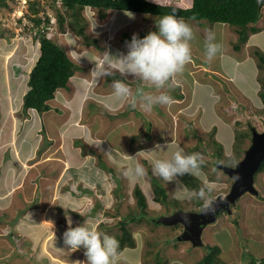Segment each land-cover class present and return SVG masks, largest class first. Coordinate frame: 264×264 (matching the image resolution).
I'll return each mask as SVG.
<instances>
[{"label":"rangeland","instance_id":"rangeland-1","mask_svg":"<svg viewBox=\"0 0 264 264\" xmlns=\"http://www.w3.org/2000/svg\"><path fill=\"white\" fill-rule=\"evenodd\" d=\"M39 1L52 20L45 29L47 34L79 67L67 87L56 90L50 110L44 114L32 109L24 113L26 81L40 53L35 34L38 27L32 28L33 23L26 16L30 11L28 0H7V6H0L3 33L0 37V264H84L87 260L84 250L68 249L61 228L54 225L47 236L46 226L54 223L52 217L58 210L67 217L65 221L75 220L72 227L87 221L101 233L114 237L119 223L128 220L138 246L119 253L117 264H157L152 251L161 259H168L166 264H197L208 252V245L220 247V264H260V261L264 264V167L255 174L257 195L247 191L236 198L231 211L223 207L216 211L215 205L210 219V212L206 211L200 220L189 219L187 228L191 232L187 238L183 237L185 225L181 228L162 219H171L185 211L199 213L204 201L178 198L176 181H163L151 171L154 159L170 158L178 148L185 153H190L189 149L192 153L201 152L205 161L201 183L212 188L209 193L212 202L218 197L224 200L230 194L235 178L217 164L235 167L252 144L253 130H264V97L260 94L264 90V66H260L255 56L257 49L264 51V8L257 23L262 29L242 43L239 50L234 48L240 43L239 35L229 24L182 18L192 25L195 37L190 41L191 62L184 69L197 79L193 82L192 78L184 77L179 81L175 76L174 83L162 90L180 101L157 105L151 112H145L139 102L136 108L128 100L116 105L119 101L108 93L112 92L109 77L96 83L90 73L110 44L121 48L124 45L126 49L122 53H126V42L133 33L142 37V33L156 30L160 16L132 11L135 14L128 18L125 15H131L127 12L130 10L101 11L92 6L82 10L86 21L82 35L69 26L68 15H65V28L59 27L52 0ZM167 2L162 0V4L176 3ZM101 12L105 15L101 16ZM209 30L216 33V39L223 45L221 54L211 61L205 57L203 47ZM124 33L129 37L126 41H122ZM246 54L245 59L236 58ZM200 64L209 69H198ZM204 74L210 80V86H205L213 89L218 84L219 93L210 91L211 97L209 94L204 97ZM188 75L191 74H185ZM118 78L123 77L118 74ZM126 78L135 91L140 82L132 80L130 74ZM146 87L148 91H156ZM180 92L184 96L176 97ZM83 128L85 135H77ZM238 131L244 133L242 138H237ZM46 139L52 141L38 154L39 145ZM83 158H88L85 165ZM93 158L112 169L110 172L96 163L101 170L97 168L88 179L96 196L76 194L65 188L70 182L76 186L80 177L83 180V174L93 169L89 168L92 163L89 160ZM137 162L145 166L146 175L135 180L125 177L123 170ZM151 177L167 187L168 198L173 201L164 204L155 199ZM137 186L147 197L148 215L144 216L152 222L160 221L157 225L129 220V212L137 210L134 193ZM96 213L98 218L103 217L102 222L94 220ZM130 252L141 259L135 262L131 258L129 262L126 257ZM43 253L50 259L37 262L36 259L44 257ZM148 259L150 263L145 262Z\"/></svg>","mask_w":264,"mask_h":264},{"label":"trees","instance_id":"trees-1","mask_svg":"<svg viewBox=\"0 0 264 264\" xmlns=\"http://www.w3.org/2000/svg\"><path fill=\"white\" fill-rule=\"evenodd\" d=\"M190 6H180L176 4H162L152 0H52L51 5L56 10V16L58 18V24L61 29L65 28V22L67 20L65 15H68L69 26L75 29L79 34L85 35V17L82 14V10L85 6H93L101 11L106 10H130L140 13L153 14L155 16H162L164 14L172 13L175 10V14L179 18H189L197 21L207 20L212 23L218 22L223 24H229L234 27L238 33V39L240 43H236L234 48L239 50L242 43H247L250 35L262 29L257 26V23L262 17V0H190ZM57 3V4H56ZM7 0H0V6H7ZM28 8L30 11L26 13V16L33 23L32 28L36 29V40L39 42L40 53L37 60L29 72L28 79L26 81V91L23 95V111L28 113L29 110H36L40 114L50 110V100L55 98L56 90L59 88H66L70 78L78 70V64L69 56L67 51L52 39L45 30L48 28V24L51 20L50 16L46 15L45 8L42 7L39 0H28ZM65 10V14L63 13ZM42 11V15H39ZM105 12H101V16H104ZM52 21V20H51ZM44 24L43 26L41 24ZM26 25V24H25ZM30 27V26H29ZM146 34L142 33L141 36ZM3 33L0 31V37ZM128 34L124 33L122 41L128 40ZM96 42V40H94ZM255 56L260 60V66H264V51L257 49ZM190 63V62H188ZM181 73V72H180ZM177 73L175 76L181 81V74ZM170 83H174V79ZM116 77H109L111 81ZM148 86V85H146ZM149 87V86H148ZM179 89V87H178ZM264 97V90L260 92ZM184 96L183 93L176 95V97ZM241 121H238L240 123ZM44 131V130H43ZM77 135H85L83 130H78ZM237 138H242L244 133L238 131ZM30 137V136H29ZM237 140V139H236ZM52 140L46 139L42 145H39L38 154H42L45 151V146L51 143ZM34 142V141H33ZM235 144L238 145L237 141ZM217 145H220L217 142ZM221 146V145H220ZM235 147V146H234ZM218 149L222 150V147L218 146ZM193 150L189 149L192 153ZM219 151V150H218ZM221 152V151H220ZM27 157V156H26ZM98 157V156H97ZM26 159V158H25ZM17 160V159H16ZM21 160V159H20ZM29 160V159H28ZM98 165L103 166L106 170L112 172L110 166L102 162L100 159L96 162ZM227 163V162H226ZM228 164V163H227ZM264 167V159L262 160L260 167L256 173ZM109 172V173H110ZM203 173L200 176H192L185 174L180 179L190 189H199L205 186L201 183L204 180ZM255 173V174H256ZM153 189L155 193V199L167 204L173 199L168 198L167 187L162 184L158 178L151 177ZM70 189L73 193H89L96 196L94 189L90 186L73 187L71 182L65 187ZM134 193L137 198V210H131L129 218L132 222H143L148 224L157 225L159 222H152L151 219H147L144 215H148L147 197L142 189L137 186L134 189ZM38 198V197H37ZM200 203L203 201L199 198H194ZM101 200V199H100ZM100 202V201H99ZM32 205V204H31ZM128 220H122L119 223V231L115 233V238L119 241V253H121L126 247H136L137 239L134 237L133 232L128 227ZM108 227L107 225H100ZM177 226L183 227L182 223H177ZM208 252L197 262V264H220L222 258H219L218 253L220 247L208 245ZM83 248V247H81ZM151 252V251H150ZM154 255L157 264H166L168 259H161L159 254L151 252ZM45 256H48L45 254ZM50 259V258H49ZM38 262V261H37ZM150 263L148 259L145 261ZM250 264V263H249ZM253 264V263H251ZM255 264V263H254Z\"/></svg>","mask_w":264,"mask_h":264},{"label":"clouds","instance_id":"clouds-1","mask_svg":"<svg viewBox=\"0 0 264 264\" xmlns=\"http://www.w3.org/2000/svg\"><path fill=\"white\" fill-rule=\"evenodd\" d=\"M88 7L92 8L89 5L84 8ZM194 38L192 25L179 18L173 10L172 13L160 16L156 22V30L149 31L142 37L133 33L131 40L126 42V53L114 54L105 50L100 54V60L95 61L90 75L96 83L105 77H116L117 74L123 77L111 80V95L116 101L128 100L132 108L137 107V102L145 112H151L157 105H171L174 98L162 89L168 87L173 77L191 62L190 41ZM203 47L205 57L211 61L221 54L223 45L216 39V33L209 30ZM129 74L133 77L132 80L140 82L135 91L126 82L129 81L126 78ZM143 85L156 91H146ZM204 163L201 152L185 153L182 148H178L170 158L154 159L151 162V171L163 181H176L179 187L178 198L202 199L204 210L214 212L215 207L209 196L211 187L190 189L178 179L185 174L199 176ZM146 172L145 166L137 162L125 168L122 174L135 180L144 177ZM71 224L69 220L70 226L63 233V242L68 249L74 251L84 248L87 257L84 264H117L119 241L114 236L101 233L94 226H88L87 221L75 227Z\"/></svg>","mask_w":264,"mask_h":264},{"label":"water","instance_id":"water-1","mask_svg":"<svg viewBox=\"0 0 264 264\" xmlns=\"http://www.w3.org/2000/svg\"><path fill=\"white\" fill-rule=\"evenodd\" d=\"M264 2V0H262ZM264 159V130L262 132H258L257 130H253V139L252 144L246 150L245 156L242 160H240L235 167L228 166L222 163L217 164L218 167H221L224 172L228 173L230 177H234L235 181L232 184V188L230 194L226 196L224 200L220 197L213 201L214 206L217 205L219 211L220 209L231 211V205L234 204L236 198L244 194L247 191L253 192L257 195L258 189L255 187V173L257 169L260 167L262 160ZM218 203V204H217ZM220 208V209H219ZM205 210L204 207L201 212L195 213L192 211H185L177 213L174 216H171V219H162V220H170L172 223H182L186 226V230L183 232V237L187 238L188 233L191 232L190 228H187V221L189 219H197L200 220L203 217ZM210 217L212 213L209 214ZM214 215V214H213ZM187 217V219H185ZM207 220L202 219V222H206ZM160 222V221H157ZM200 241V238L198 239Z\"/></svg>","mask_w":264,"mask_h":264},{"label":"crops","instance_id":"crops-1","mask_svg":"<svg viewBox=\"0 0 264 264\" xmlns=\"http://www.w3.org/2000/svg\"><path fill=\"white\" fill-rule=\"evenodd\" d=\"M155 1H158V2H160V3H162V0H155ZM171 1V0H170ZM174 1H176V5H180V6H185V7H188V6H190V0H174ZM189 2V3H188ZM164 3H168L167 2V0H164ZM174 4V3H173ZM116 11H122V12H126V10H116ZM127 12H129V13H132V16H133V14H135V12H132V11H127ZM126 17H128V18H130L129 17V15H125ZM121 20V19H120ZM223 24V23H222ZM226 24V23H225ZM220 30H222V29H220ZM222 31H224V30H222ZM225 32V31H224ZM226 33V32H225ZM108 34V33H107ZM254 35H255V33H253L252 35H250V37H249V39L248 40H250V38H252V37H254ZM252 36V37H251ZM113 44V43H112ZM120 45H118V46H114V44L113 45H111L110 44V46L108 47V50L107 51H109V52H111V53H114V54H118V53H122V51H123V49H126V48H124V45H123V47L121 48V46L119 47ZM243 53V52H242ZM236 58H238V59H245V58H247V54H246V56L244 57H242V58H239V57H236ZM192 64V68H191V70L192 71H196V69H194V65H193V63H191ZM198 69H204V70H206V69H209L208 68V66H206V65H202V64H200V66H198L197 67ZM207 71V70H206ZM186 73H190L191 75H188V76H185V74ZM181 77H180V79L182 80V79H184V77H189L190 79L192 78V80H193V82H195V79H197V77H195L194 75H192V72L191 71H187L186 69H184L181 73ZM209 74V73H208ZM208 74H204L203 76H204V78H202V81L204 82V87H203V91H204V97L207 95V94H209L210 95V97H211V92L210 91H215V92H218L219 93V91L221 90V88L220 87H218V84H216L214 87H213V89H215V90H213V89H211V87L210 88H207L208 86H210L208 83H209V81H208ZM179 80V79H178ZM207 87H206V86ZM144 88H145V90L146 91H148V88L146 87V85L144 86ZM191 87H189L188 86V90L190 89ZM201 90V91H202ZM110 95H111V93L112 92H108ZM107 93V94H108ZM220 95H221V93H220ZM204 97H203V99H204ZM108 98H109V96H108ZM224 98V97H223ZM226 98H224V102L226 101L225 100ZM122 101H124V100H121V101H119L116 105H120L121 104V102ZM177 101H180V99H178V98H174V100H173V102H177ZM223 101V100H222ZM199 102V101H198ZM182 108V107H181ZM200 112V111H199ZM174 114H175V112H174ZM173 114V115H174ZM218 115V114H217ZM219 116V115H218ZM83 118V117H82ZM77 128H81V127H77ZM85 128H83L82 130H84ZM81 131V130H80ZM134 138V137H133ZM126 139V138H125ZM111 148V147H110ZM109 148V149H110ZM84 159V158H83ZM82 159V162H83V164L85 165L86 163H87V161H88V158H86V159H84L83 160ZM92 159V158H91ZM89 160V161H91L92 163L90 164V166H89V168H93V169H88L87 171H86V174H83V180L81 179V177H80V181L77 183V185L76 186H73V187H78L79 185H83V186H90V187H92L93 189H94V187L90 184V181L88 180L89 178H91L93 175H92V173L94 174V172L95 171H97V168L98 169H100L98 166H96V160H94V158H93V160ZM74 162V161H73ZM75 163H77V162H74L73 164H75ZM79 164H81V162L79 161ZM79 168H80V166H79ZM101 170V169H100ZM103 171V170H102ZM99 172V171H98ZM82 180V181H81ZM112 196V195H111ZM93 197H95V196H93ZM89 206H92L93 207V205H87V207H89ZM73 212V214H81V212H78V211H76V212H74V211H72ZM79 214V215H80ZM64 215H65V213H64ZM96 216V219L94 218V220H96V221H99V222H102L103 221V217H101V218H98V217H100L99 215H98V213H96L95 214ZM32 216H34V215H32ZM61 216H63L62 215V213H61V211L60 210H58V211H56V213L54 214V216L52 217V220H53V224H50L49 225V227L48 226H46V232H47V236H49L48 235V233L50 232V230L52 229V227L54 226V225H56V226H58L59 228H61L62 229V231L63 232H65V230L67 229L66 228V225L67 226H69V220H71V222H72V224L75 222V220L74 219H71V218H69V219H67V221H65V218H67L66 216H63V217H61ZM57 218H59V219H57ZM34 220V219H33ZM27 226H28V224H27ZM30 226V225H29ZM88 226H92V224H88ZM48 230V231H47ZM49 241V240H48ZM138 246V245H137ZM136 246V247H137ZM133 248H135V247H126L125 249L126 250H132ZM81 250H84V248H80ZM43 258L42 259H36L37 261H40V260H46V259H49V256L47 257V256H45V254L43 253ZM119 256H121V255H119ZM118 256V257H119ZM131 258H133V259H135V262L136 261H139V259H141V256L139 255V257L137 256V254L136 253H133V252H130L128 255H127V257H126V259L129 261V262H131L132 260H130ZM81 264V263H80ZM260 264H261V261H260Z\"/></svg>","mask_w":264,"mask_h":264},{"label":"flooded vegetation","instance_id":"flooded-vegetation-1","mask_svg":"<svg viewBox=\"0 0 264 264\" xmlns=\"http://www.w3.org/2000/svg\"><path fill=\"white\" fill-rule=\"evenodd\" d=\"M262 8H264V4H262Z\"/></svg>","mask_w":264,"mask_h":264}]
</instances>
